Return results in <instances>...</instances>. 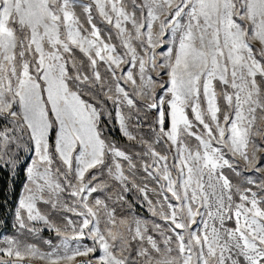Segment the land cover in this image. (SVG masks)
<instances>
[{"label":"snow or ice","instance_id":"1","mask_svg":"<svg viewBox=\"0 0 264 264\" xmlns=\"http://www.w3.org/2000/svg\"><path fill=\"white\" fill-rule=\"evenodd\" d=\"M0 170V264H264V0H0Z\"/></svg>","mask_w":264,"mask_h":264},{"label":"trees","instance_id":"2","mask_svg":"<svg viewBox=\"0 0 264 264\" xmlns=\"http://www.w3.org/2000/svg\"><path fill=\"white\" fill-rule=\"evenodd\" d=\"M23 180L24 176L21 173L19 177L14 181L15 191H13V189L9 187L8 184L9 173L7 171L0 170V220H5L8 222V224L11 223L12 211L15 208L16 200L21 191V184ZM5 200L8 201L7 204L4 203ZM1 230L2 229H0V231Z\"/></svg>","mask_w":264,"mask_h":264},{"label":"rangeland","instance_id":"3","mask_svg":"<svg viewBox=\"0 0 264 264\" xmlns=\"http://www.w3.org/2000/svg\"><path fill=\"white\" fill-rule=\"evenodd\" d=\"M115 135L116 136H119V133L117 132V133H115ZM23 182H24V180H23ZM23 182H22V184H23ZM22 184H21V191H20V193L22 192ZM20 193H19V195H20ZM11 223H12V217H11ZM10 223V224H11ZM13 230L11 229V228H6V229H2L0 232H6V233H11ZM45 238H47V236L49 235L47 232H45V233H43L42 234Z\"/></svg>","mask_w":264,"mask_h":264}]
</instances>
